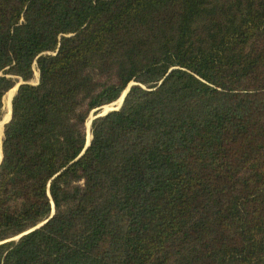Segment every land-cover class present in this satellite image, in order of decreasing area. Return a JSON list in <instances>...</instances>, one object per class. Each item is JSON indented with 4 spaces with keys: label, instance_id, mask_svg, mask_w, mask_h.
<instances>
[{
    "label": "trees",
    "instance_id": "trees-1",
    "mask_svg": "<svg viewBox=\"0 0 264 264\" xmlns=\"http://www.w3.org/2000/svg\"><path fill=\"white\" fill-rule=\"evenodd\" d=\"M20 79L0 264H264V0H0Z\"/></svg>",
    "mask_w": 264,
    "mask_h": 264
},
{
    "label": "rangeland",
    "instance_id": "rangeland-1",
    "mask_svg": "<svg viewBox=\"0 0 264 264\" xmlns=\"http://www.w3.org/2000/svg\"><path fill=\"white\" fill-rule=\"evenodd\" d=\"M39 71H38V69L37 68H35V75H34V78L30 81L31 83H33V84H37L38 82H39ZM20 82H24L22 79H20V81L17 83V84H19ZM17 84L13 87V88H15L16 86H17ZM133 83H131V85H132ZM12 88V89H13ZM16 92L17 91H15V94H16ZM14 94V95H15ZM6 96V95H5ZM5 98V97H4ZM122 98V96L118 99V100H120ZM118 100H116V101H114V102H112V103H110V104H107V106L106 105H104V106H102L101 107V109L100 108H98V109H100V113L101 112H103V111H106V110H110V109H112V108H117L118 106H119V104H118ZM97 109H95V110H93L91 113H90V115H89V117H88V120H87V122H86V127H87V129H88V123H90V121L93 119V117H94V115H96V111ZM4 114H5V108H3V114H2V116L0 117V122H1V120L3 119V117H4ZM99 114V113H98ZM89 121V122H88ZM6 125V124H5ZM5 125L3 126V131L2 132H0V143L2 144V142H3V137H4V129H5ZM90 128H91V125H90V127H89V130H90ZM88 141H89V139H88Z\"/></svg>",
    "mask_w": 264,
    "mask_h": 264
},
{
    "label": "bare ground",
    "instance_id": "bare-ground-1",
    "mask_svg": "<svg viewBox=\"0 0 264 264\" xmlns=\"http://www.w3.org/2000/svg\"><path fill=\"white\" fill-rule=\"evenodd\" d=\"M15 91H16V87L13 88V89H11L6 94V96L4 98L5 114H4L3 119L0 122V132L3 131L4 123L7 122L11 118V114H12V100H13V96H14ZM122 98H123V96H122ZM122 98L117 101L118 104L121 103ZM89 127H90V123H88V139L90 140V138H91V132L89 130ZM2 157H3L2 144L0 143V161H1Z\"/></svg>",
    "mask_w": 264,
    "mask_h": 264
},
{
    "label": "water",
    "instance_id": "water-1",
    "mask_svg": "<svg viewBox=\"0 0 264 264\" xmlns=\"http://www.w3.org/2000/svg\"><path fill=\"white\" fill-rule=\"evenodd\" d=\"M22 83H23V82H20L19 84H17V86H16V91L18 90L19 86H20ZM130 86H131V84H130V85L128 86V88L124 91V93H123L124 95H122V96H123L122 101H121V103L119 104V106H118L117 108H112V109H110V110H106V111H103V112H101V113H99V114H96V115H94L93 119L96 118V117H98V116L105 115V114H107L109 111L119 109V108L122 106V104H123L124 98H125V96H126L128 90L130 89ZM14 94H15V93H14ZM13 97H14V96H13ZM11 117H12V114H11ZM93 119H92V120H93ZM10 120H11V118H10L7 122H5L4 125H5L6 123H8ZM92 120L90 121V125H91V123H92ZM89 144H90V140L87 141V145H86L85 149L89 146ZM83 152H84V151H83ZM82 154H83V153H82ZM2 159H3V157H2ZM2 159H1V161H0V164H1V162H2ZM53 214H54V212H53ZM46 221H47V220H46ZM46 221L40 223V224L37 225L36 227H34V228H32V229H30V230L24 232V233H21V234L15 236V237H13V238H11V239H9V240H14V239H18V238H20L22 235H24V234L30 232L31 230L40 227V226L43 225ZM0 243H1V242H0Z\"/></svg>",
    "mask_w": 264,
    "mask_h": 264
}]
</instances>
